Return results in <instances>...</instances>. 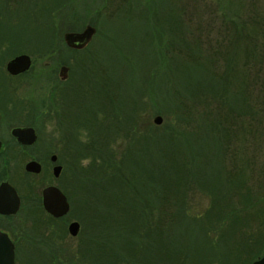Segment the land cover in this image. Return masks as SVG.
Segmentation results:
<instances>
[{
    "label": "rangeland",
    "instance_id": "374dc122",
    "mask_svg": "<svg viewBox=\"0 0 264 264\" xmlns=\"http://www.w3.org/2000/svg\"><path fill=\"white\" fill-rule=\"evenodd\" d=\"M253 1L200 0L198 9L204 16L201 21L193 19L192 15L193 20L188 19L189 5L182 8V20L181 16L173 15L166 24L163 14L171 7L166 0H0V67L3 73L0 84L22 85L31 110L38 109L39 116L32 124L41 139L38 146L45 148L47 155L39 156L33 150L30 158L39 156L42 162L50 165L49 155H58L62 172L55 183L71 193L76 215L81 214L85 220L86 214L93 215V208L105 217L107 215L103 212L113 211L114 203H117L115 198L124 194L110 195L108 190L115 186L117 176L141 175L139 167H136L138 171L132 167V171L127 172L121 162L123 157L126 159L127 155L139 153L140 135H149L143 133L145 129L151 132L147 142L151 138L172 135L190 147L192 159L187 156V169L182 167L190 185H199V176L210 168L208 165L214 169L216 166L218 177L224 180L223 171H226L224 167L229 160L220 151L219 132L216 138L214 128L211 129L209 121L202 118L198 103L191 95L185 94L184 89L189 83H183L180 75L182 71L192 78L190 73L195 72V78H208V70L203 64L189 60L190 55L200 59L206 55L198 47L196 38L210 37L212 41L230 38L234 34L227 35V27L242 28L244 25L233 14L235 5H241L245 10ZM256 1L264 3V0ZM213 9L216 18L211 21L208 19ZM158 15L163 23L158 21ZM86 24L96 28L92 41L83 49L68 47L63 40L64 33L80 30ZM5 39L10 44H6ZM21 52L30 54L33 63L28 72L12 79L5 71V62ZM64 63L70 72L68 79L61 82L57 70ZM218 71L223 70L219 67ZM146 74L150 79H143ZM219 92L218 101L225 99L232 107L231 88L220 85ZM180 99L185 102L180 104ZM211 104L209 102V106ZM187 106L194 107L191 117L187 114ZM157 110L163 112L157 114ZM179 111L186 113L179 114ZM157 115L162 118L160 124L153 121ZM245 144L241 156L248 163L250 160L248 172L251 171L254 177L248 183L256 197L264 191V172L258 173L264 170V155L254 160L252 151H245ZM254 161L255 167L251 165ZM142 162L146 170L148 165L144 158ZM41 175L43 183L53 180L50 169ZM126 189L135 191L127 186ZM195 202L206 205L205 198L199 195L195 196ZM259 209L244 213L250 217L260 213L264 224V203ZM183 216L186 220L181 227L187 230L194 221L184 211L178 214L179 218ZM67 217L72 219L74 216L70 213ZM55 223L46 217L45 239L41 240L42 235H32L37 232H30L29 247L16 255L18 264H53L51 258L64 244L68 248L74 243L79 246L83 241L84 235L75 240L77 237L73 239L66 226L56 227ZM88 225L85 220L84 233ZM253 227L256 224L250 223L245 228L249 231L241 230L239 235L240 244L246 241V248L249 247L243 255L249 258L254 255L250 260H242L250 264L260 256L264 247V231L257 238L261 244H256L250 237ZM57 232L61 233L63 243L53 239ZM244 245L236 247L241 250ZM55 261V264H61V261Z\"/></svg>",
    "mask_w": 264,
    "mask_h": 264
},
{
    "label": "trees",
    "instance_id": "16d2710c",
    "mask_svg": "<svg viewBox=\"0 0 264 264\" xmlns=\"http://www.w3.org/2000/svg\"><path fill=\"white\" fill-rule=\"evenodd\" d=\"M166 1L171 6L163 14L166 24L174 16H181L182 20V8L189 5V20L201 21L204 18L198 9L200 0H188V3L186 0ZM213 12L214 9L208 20H215ZM233 14L244 25L242 28L227 27V35L234 34H230V38H225V41L196 38L198 47L206 55L204 59L190 55L189 60L206 67L208 81L205 76L195 78V72L190 73L192 78L182 71L180 75L183 83H189L184 89L185 94L191 95L198 103L202 118L209 121L211 129L214 128L216 138L219 132L220 151L229 160L224 167V180L218 177L216 166L214 169L208 165L210 168L199 176V185H190L182 169H187V156L192 159L190 147L172 135L151 138L147 142L151 132L145 129L143 133L149 135H140L139 153L127 155L121 162L127 172L132 171V167L136 170L139 167L141 175L117 176L116 189L110 186L108 190L110 195L124 194L115 198L117 203H114L112 212H103L106 217L99 215L96 208H93V215L86 214L85 220L89 225L85 233V220L81 214L76 215L71 193L65 190L70 199L69 214L72 213V219L80 223L75 240L80 235L84 237L79 246L74 243L66 248L64 245L59 252L55 251L51 263L59 260L64 264H250L242 260H250L254 255L251 258L243 255L249 247L246 248V241L240 244L239 235L241 230L248 232L249 229L245 231V228L254 223L256 227L251 229L250 237L256 244H261L257 239L264 231L261 214L250 217L244 212L259 209V205L264 203V191L256 197L253 195L249 185L254 177L251 171L248 172L250 160L248 163L247 159H242L241 153L246 143L245 151L250 149L254 160L264 155V3L255 0L245 10L236 4ZM156 17L160 23L164 22L159 15ZM219 67L223 71L219 72ZM146 78L150 79L147 74L143 79ZM220 85L231 88L232 107L225 99L218 101ZM184 102L180 99V104ZM209 102L212 103L210 106ZM205 103L208 106H202ZM186 110L191 117L194 107L187 106ZM93 119L97 121L96 116ZM143 158L148 170L143 167ZM254 163L251 165L255 167ZM126 186L135 191L126 189ZM196 195L204 197L206 205L196 203ZM183 211L194 221L187 230L181 227L186 218L178 217ZM243 244V249L238 250L236 245ZM261 252L260 256L264 247Z\"/></svg>",
    "mask_w": 264,
    "mask_h": 264
},
{
    "label": "flooded vegetation",
    "instance_id": "af4514ba",
    "mask_svg": "<svg viewBox=\"0 0 264 264\" xmlns=\"http://www.w3.org/2000/svg\"><path fill=\"white\" fill-rule=\"evenodd\" d=\"M6 41L5 39L6 44H10V42L8 43V41ZM9 48L10 46L7 47V49ZM15 55L11 56L9 59ZM30 57L32 66L33 59L31 55ZM6 63L7 62H5L4 66L5 71L9 74L8 77L12 79H14L15 76L28 72L31 68L30 66L27 71L11 74L6 70ZM47 65H49V63H46V66ZM63 65L67 66L65 78L59 77V71ZM69 70V66L65 63L58 66V77L61 82H65L68 79ZM1 71L2 68L0 67V75L3 74ZM23 92L25 93V88L22 85H14L11 83L0 84V232L4 233L13 244L15 264H18L17 253L26 251L29 247L31 231L37 232L32 235H36V237L42 235L40 237L41 240L45 239L44 234H46L45 230H47L45 227L46 217L49 216L52 221L57 222L55 223L56 227L62 225L64 227L66 226L67 231L69 223L76 220L67 217L71 206H69V211L60 217H54L47 213L43 207L42 190L48 185L57 186L67 197L69 205L70 201L66 192L58 183H55L62 172V165L57 162L58 155L56 153H51L49 155L50 165L45 164V162H42L41 158H39L40 155H47L45 148L38 146L41 139H39V133L32 124L35 123L36 117L39 116V111L38 109L37 111L31 110L29 100L25 99ZM38 108L41 107L38 106ZM29 126L33 127L37 134L35 141L32 143L23 142L13 134V129ZM33 150L39 155V159L34 157V155L33 158H30V152H33ZM52 156H55L54 160H52ZM30 161H35L39 164L40 170L38 172H30L26 169V165ZM56 165L61 166L60 173L57 177L53 175V167ZM49 169L51 170L53 180L49 183H43L41 181V174L45 171H49ZM58 233L59 232L56 233L53 239L62 242L61 233ZM58 235H60V237ZM77 235L70 236L74 239ZM64 245L65 247L68 246L67 244ZM61 264L64 263L61 262Z\"/></svg>",
    "mask_w": 264,
    "mask_h": 264
},
{
    "label": "water",
    "instance_id": "95a60500",
    "mask_svg": "<svg viewBox=\"0 0 264 264\" xmlns=\"http://www.w3.org/2000/svg\"><path fill=\"white\" fill-rule=\"evenodd\" d=\"M96 33V28L91 24H86L79 31H69L64 33V42L68 47L74 49L85 48L92 40ZM31 66V57L27 53H20L9 59L6 63V70L11 74H18L27 71ZM67 66L63 65L60 68L59 75L61 78L66 77ZM155 124H160L162 118L155 116L153 119ZM13 134L23 142L32 143L37 136L36 130L29 126L25 128L13 129ZM55 156H52V160ZM26 169L30 172H38L40 166L35 161H30L26 165ZM61 170L60 165L53 167V175L58 176ZM43 207L47 213L54 217H60L69 211V202L65 194L55 185H48L42 190ZM80 225L74 220L68 225V232L72 236H76L79 232ZM0 264H15L14 247L9 238L0 232ZM251 264H264V253Z\"/></svg>",
    "mask_w": 264,
    "mask_h": 264
}]
</instances>
